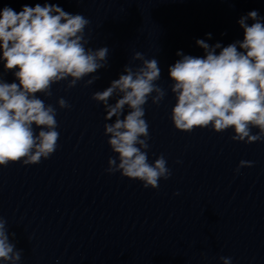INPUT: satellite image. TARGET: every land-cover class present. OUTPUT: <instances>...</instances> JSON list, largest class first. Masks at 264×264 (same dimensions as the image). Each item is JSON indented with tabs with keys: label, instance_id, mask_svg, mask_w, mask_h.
<instances>
[{
	"label": "clouds",
	"instance_id": "1",
	"mask_svg": "<svg viewBox=\"0 0 264 264\" xmlns=\"http://www.w3.org/2000/svg\"><path fill=\"white\" fill-rule=\"evenodd\" d=\"M248 20L253 23L249 25ZM89 24L84 15L70 14L49 3L25 4L19 12L9 6L0 10V61L17 81L9 83L0 77V167L18 162L38 164L56 151L60 138L57 109L40 96L51 97L52 86L64 80L69 81L70 89L91 75L85 86L92 85L99 79L92 74L108 67L107 47H86ZM238 24L243 29L242 40L222 46L197 39L203 56L177 52L181 58L168 69L176 99L170 117L175 129L192 132L210 127L217 133L232 129L233 141H264V17L253 10ZM211 35L207 34L209 39ZM132 59L142 63L135 68L126 64L119 78L93 93L92 99L105 106L106 121L115 117L104 125L107 143L117 154L109 157L106 171L156 189L160 179L167 180L172 173L163 154L149 163L144 106L149 98L159 105L166 91L156 83L161 78L156 58L145 59L136 52ZM113 97L116 101L110 104ZM57 104L60 109L71 108L62 97ZM253 129L258 131L253 133ZM252 165V161L241 160L236 171ZM6 224L0 217V261L18 264L22 250L10 242L9 235L14 239L15 233L9 234ZM219 259L222 264H232L231 257Z\"/></svg>",
	"mask_w": 264,
	"mask_h": 264
}]
</instances>
